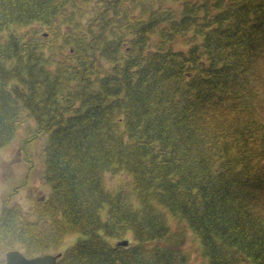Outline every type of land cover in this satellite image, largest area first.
Here are the masks:
<instances>
[{
  "label": "trees",
  "instance_id": "16d2710c",
  "mask_svg": "<svg viewBox=\"0 0 264 264\" xmlns=\"http://www.w3.org/2000/svg\"><path fill=\"white\" fill-rule=\"evenodd\" d=\"M27 118L48 191L0 199L1 249L189 264L188 228L207 264H264V0H0V147Z\"/></svg>",
  "mask_w": 264,
  "mask_h": 264
},
{
  "label": "rangeland",
  "instance_id": "374dc122",
  "mask_svg": "<svg viewBox=\"0 0 264 264\" xmlns=\"http://www.w3.org/2000/svg\"><path fill=\"white\" fill-rule=\"evenodd\" d=\"M174 47L183 48V45L180 41H176ZM32 125L33 121L31 118L24 120L18 125L12 139L7 144L0 147V199L4 196H8L12 203H18L24 208L30 207L33 202V196L41 197L46 195L48 191V186L40 178L42 157L41 145L43 140L41 136H44V134L31 142V168L27 166L26 161L22 157V151L18 148L21 138ZM125 178L126 175L121 172L113 174L105 172L103 176L105 186L108 188L116 187L122 183ZM169 225L171 230L179 227L177 221L172 217H169ZM80 235L81 233L78 231L66 232L62 237L61 243L48 251H61L66 246L73 243ZM126 236L129 238V235ZM178 246L186 253L189 264H207L204 256L200 253L196 237L188 228L183 229V234ZM16 248L19 249L18 245ZM5 250L6 249L0 248V262H2V264Z\"/></svg>",
  "mask_w": 264,
  "mask_h": 264
},
{
  "label": "water",
  "instance_id": "95a60500",
  "mask_svg": "<svg viewBox=\"0 0 264 264\" xmlns=\"http://www.w3.org/2000/svg\"><path fill=\"white\" fill-rule=\"evenodd\" d=\"M127 238H120L115 241L117 245H125ZM60 255V251H44L32 255H25L18 248H9L4 251L3 264H53Z\"/></svg>",
  "mask_w": 264,
  "mask_h": 264
}]
</instances>
